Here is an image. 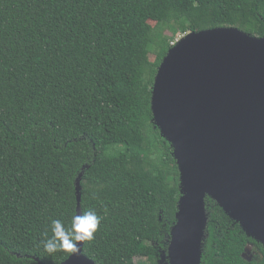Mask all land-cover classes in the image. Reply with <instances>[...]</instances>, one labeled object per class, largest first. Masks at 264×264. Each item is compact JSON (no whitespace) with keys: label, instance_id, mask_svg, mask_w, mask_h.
Masks as SVG:
<instances>
[{"label":"trees","instance_id":"16d2710c","mask_svg":"<svg viewBox=\"0 0 264 264\" xmlns=\"http://www.w3.org/2000/svg\"><path fill=\"white\" fill-rule=\"evenodd\" d=\"M264 38V0H0V264H62L51 221L102 217L95 264H166L180 172L152 92L178 35ZM154 57V60H153ZM201 264H264V247L207 197ZM253 250L251 259L245 254Z\"/></svg>","mask_w":264,"mask_h":264},{"label":"water","instance_id":"95a60500","mask_svg":"<svg viewBox=\"0 0 264 264\" xmlns=\"http://www.w3.org/2000/svg\"><path fill=\"white\" fill-rule=\"evenodd\" d=\"M152 112L180 172L166 264H201L207 197L264 247V38L234 27L186 35L158 69ZM80 243L62 264H95Z\"/></svg>","mask_w":264,"mask_h":264},{"label":"clouds","instance_id":"9594fccd","mask_svg":"<svg viewBox=\"0 0 264 264\" xmlns=\"http://www.w3.org/2000/svg\"><path fill=\"white\" fill-rule=\"evenodd\" d=\"M102 217L94 210H89L82 215H73L70 226L59 220L51 221L52 235L45 232L42 235L41 243L44 250L49 254L56 252H68L78 255L81 251L80 242L92 241L101 225Z\"/></svg>","mask_w":264,"mask_h":264},{"label":"rangeland","instance_id":"374dc122","mask_svg":"<svg viewBox=\"0 0 264 264\" xmlns=\"http://www.w3.org/2000/svg\"><path fill=\"white\" fill-rule=\"evenodd\" d=\"M184 38V36L182 35H178L177 38L175 39V45H177L182 39ZM174 45V46H175ZM154 60V57H153ZM253 256V250L251 247H249V249L247 250L246 254H245V258L246 259H251ZM165 263H167V259L164 260ZM147 261L146 260H142V259H137L136 260V264H146Z\"/></svg>","mask_w":264,"mask_h":264}]
</instances>
